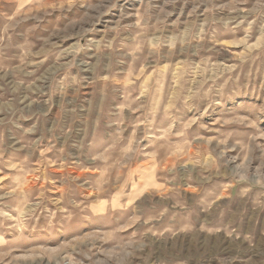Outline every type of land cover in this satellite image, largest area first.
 <instances>
[{
    "label": "rangeland",
    "instance_id": "374dc122",
    "mask_svg": "<svg viewBox=\"0 0 264 264\" xmlns=\"http://www.w3.org/2000/svg\"><path fill=\"white\" fill-rule=\"evenodd\" d=\"M0 264H264V0H0Z\"/></svg>",
    "mask_w": 264,
    "mask_h": 264
}]
</instances>
